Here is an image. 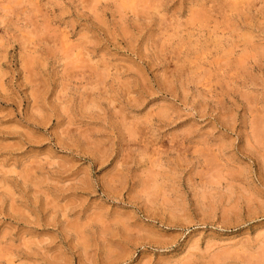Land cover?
Listing matches in <instances>:
<instances>
[{"label":"rangeland","instance_id":"rangeland-1","mask_svg":"<svg viewBox=\"0 0 264 264\" xmlns=\"http://www.w3.org/2000/svg\"><path fill=\"white\" fill-rule=\"evenodd\" d=\"M0 264H264V0H0Z\"/></svg>","mask_w":264,"mask_h":264}]
</instances>
